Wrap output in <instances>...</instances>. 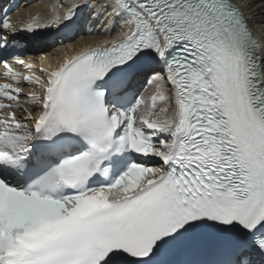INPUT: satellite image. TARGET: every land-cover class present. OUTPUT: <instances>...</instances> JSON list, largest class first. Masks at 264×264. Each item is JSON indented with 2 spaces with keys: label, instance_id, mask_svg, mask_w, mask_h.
<instances>
[{
  "label": "snow or ice",
  "instance_id": "6c2138e0",
  "mask_svg": "<svg viewBox=\"0 0 264 264\" xmlns=\"http://www.w3.org/2000/svg\"><path fill=\"white\" fill-rule=\"evenodd\" d=\"M254 3L74 0L48 20L0 14V264H264ZM84 8L110 39L35 71L8 53L19 33L70 31ZM138 77L150 93L132 91Z\"/></svg>",
  "mask_w": 264,
  "mask_h": 264
},
{
  "label": "bare ground",
  "instance_id": "6f19581e",
  "mask_svg": "<svg viewBox=\"0 0 264 264\" xmlns=\"http://www.w3.org/2000/svg\"><path fill=\"white\" fill-rule=\"evenodd\" d=\"M3 0H0V6L2 4ZM33 1V0H32ZM74 0H64V7H60V0H39L36 3L29 4L24 7L25 3L23 2L22 10H19L16 15L12 16V19L14 21H21L24 17L31 15L39 14L43 19L48 20L51 19L57 12H59L60 15H63L65 11H67V8L70 7L73 4ZM239 2V0H238ZM4 3V2H3ZM89 11V9H88ZM246 15L249 16L250 22L253 25V30L259 36L262 32L261 25L259 24V21L264 19V9H262L259 6V0H255V3L250 11H246ZM95 17V13H92V16L88 19L89 24L86 27L89 34H93V36L80 39L78 43H75L73 45H68L66 47H63L58 50H54L50 54H46V52H42L45 54L44 58H41L38 55H35V63L37 67H47L60 59L64 57L65 54H72L74 50H79L81 47L92 45L95 43H98L100 41L105 40L108 36L104 34V29H101L99 25H93L92 20ZM87 21V22H88ZM90 23H92V26H90ZM143 94H148L152 90V85L149 83H145L143 85Z\"/></svg>",
  "mask_w": 264,
  "mask_h": 264
},
{
  "label": "rangeland",
  "instance_id": "374dc122",
  "mask_svg": "<svg viewBox=\"0 0 264 264\" xmlns=\"http://www.w3.org/2000/svg\"><path fill=\"white\" fill-rule=\"evenodd\" d=\"M33 57L35 58V55ZM35 59H37V58H35Z\"/></svg>",
  "mask_w": 264,
  "mask_h": 264
}]
</instances>
